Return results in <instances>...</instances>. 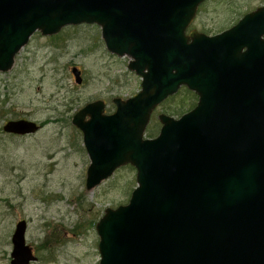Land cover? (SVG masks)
<instances>
[{
    "label": "water",
    "instance_id": "1",
    "mask_svg": "<svg viewBox=\"0 0 264 264\" xmlns=\"http://www.w3.org/2000/svg\"><path fill=\"white\" fill-rule=\"evenodd\" d=\"M206 0H0V72L39 32L96 25L107 52L127 57L140 77L128 99L88 103L71 120L89 159L85 189L118 169H135L128 202L106 208L95 225L98 264H264V6L213 36L192 30ZM81 84L77 69L71 72ZM193 109L153 111L180 88ZM40 125L9 120L2 131L26 136ZM26 222L11 236L10 264L36 261Z\"/></svg>",
    "mask_w": 264,
    "mask_h": 264
},
{
    "label": "rangeland",
    "instance_id": "2",
    "mask_svg": "<svg viewBox=\"0 0 264 264\" xmlns=\"http://www.w3.org/2000/svg\"><path fill=\"white\" fill-rule=\"evenodd\" d=\"M260 6L264 0H206L191 28L218 34ZM128 62L107 52L98 26L79 25L53 37L34 33L12 69L0 72V264H10V240L21 220L36 257L30 264H98L95 225L106 208L128 202L136 171L122 167L98 187L85 189L89 159L71 120L88 103L103 101L109 114L113 99L139 92L141 79L127 69ZM195 103L193 94L180 90L153 111L145 138L158 134L160 114L177 119ZM9 120L42 128L21 137L6 134L2 127Z\"/></svg>",
    "mask_w": 264,
    "mask_h": 264
},
{
    "label": "flooded vegetation",
    "instance_id": "3",
    "mask_svg": "<svg viewBox=\"0 0 264 264\" xmlns=\"http://www.w3.org/2000/svg\"><path fill=\"white\" fill-rule=\"evenodd\" d=\"M194 22V21H193ZM191 24H190V26H189V28L187 29V31H186V33H189L190 31H192V30H195V29H193V28H191ZM226 30V29H225ZM224 31V30H223ZM223 31H221V32H223ZM221 32H219V33H221ZM199 33H202V32H199ZM205 34V33H204ZM215 35V34H214ZM182 89H184V90H187L186 88H184V87H182V88H180V90H182ZM179 90V91H180ZM188 91V90H187ZM189 93H191V94H193L194 95V97H196V103H197V96L194 94V93H192V92H190V91H188ZM196 103L194 104V106H193V108L195 107V105H196ZM193 108H191V109H193ZM190 111V110H189ZM41 127V126H40Z\"/></svg>",
    "mask_w": 264,
    "mask_h": 264
},
{
    "label": "trees",
    "instance_id": "4",
    "mask_svg": "<svg viewBox=\"0 0 264 264\" xmlns=\"http://www.w3.org/2000/svg\"><path fill=\"white\" fill-rule=\"evenodd\" d=\"M153 131H147V135L149 134L150 137H153L154 134L152 133Z\"/></svg>",
    "mask_w": 264,
    "mask_h": 264
}]
</instances>
